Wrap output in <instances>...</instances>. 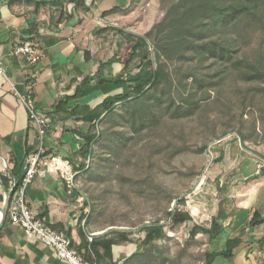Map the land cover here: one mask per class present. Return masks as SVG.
<instances>
[{"label": "crops", "instance_id": "1", "mask_svg": "<svg viewBox=\"0 0 264 264\" xmlns=\"http://www.w3.org/2000/svg\"><path fill=\"white\" fill-rule=\"evenodd\" d=\"M136 3L134 10L101 17L102 12L115 7L126 9L134 3L96 0V15L79 12L74 20L56 25L36 11L34 4L0 2V175L6 173L13 157L22 161L28 148L30 155L40 145L37 126L21 99L32 93L37 114L48 123L43 140L47 156L57 159L60 169L69 168L77 176L73 163L83 160L76 153L85 143L80 133L88 130L84 118L103 98L122 91L120 85L110 81L98 83L99 79L111 80L122 74L123 65L116 59L121 58L127 41L115 30L144 36L156 22L150 0ZM26 41L43 53L37 64L14 54L16 46ZM86 77L93 79L83 83ZM242 154L237 155L243 159L237 168L234 166L236 172L228 173L222 184L230 207L224 217L231 220L214 241L222 244L217 252L225 253L227 241L238 238L241 241L233 252L234 264H264V172L257 168L264 158ZM71 191L61 172L51 169L28 186L24 201L35 218L71 238L79 252L90 234L96 233L99 238L108 232L91 231L82 192L76 198ZM5 194L0 188L2 207ZM0 264L65 263L54 249L27 239L7 220L0 230Z\"/></svg>", "mask_w": 264, "mask_h": 264}, {"label": "rangeland", "instance_id": "2", "mask_svg": "<svg viewBox=\"0 0 264 264\" xmlns=\"http://www.w3.org/2000/svg\"><path fill=\"white\" fill-rule=\"evenodd\" d=\"M60 1L66 16L70 15L73 6L69 0ZM135 2L133 7L120 12L136 9ZM150 2L156 13L155 26L164 19L173 0ZM41 12L50 21L59 9L47 6ZM150 50L156 68L152 45ZM195 65L192 59L182 64L165 61L166 89H170L171 80L178 81ZM192 83L193 79L188 80L181 92L192 93L195 100L206 99L204 107L177 118L172 112H165L157 122L140 127L139 120H132V111L118 105L115 114L105 115L95 129L101 139L94 146V155L87 160L82 158L87 171L74 180L82 192V203L86 199L91 203L86 207L89 228L103 233L119 230L130 234L128 243L115 247V264H124L129 258L128 264H206L207 257L219 253L222 244L211 240L202 229L223 230L231 220L224 217L230 207L222 193V184L242 161L237 155L264 158V119L260 110L264 102L249 104L259 85L238 81L219 87L217 90L223 93L218 96L213 91L203 93ZM178 88L174 85L171 90L177 94ZM238 96L241 104L240 100L236 104L229 102L230 97ZM246 97L244 108L242 99ZM239 135L247 137V141L243 143ZM221 152L225 158L217 162ZM177 209L190 214L193 220L175 223L170 212ZM154 223L164 226L168 238L158 241V248L146 252L144 228ZM234 263L223 257L214 262Z\"/></svg>", "mask_w": 264, "mask_h": 264}, {"label": "trees", "instance_id": "3", "mask_svg": "<svg viewBox=\"0 0 264 264\" xmlns=\"http://www.w3.org/2000/svg\"><path fill=\"white\" fill-rule=\"evenodd\" d=\"M5 1L9 4L17 2L34 4L36 11L46 6L59 9L58 15L51 17V23L56 25L74 20L79 12L96 15V0H69V4L73 7L68 16L63 11V3L60 0ZM121 10V7H115L100 13V16L106 17ZM115 31L123 35L127 41L121 58L116 59L123 65L122 74L111 80L99 79L98 83L110 81L120 85L122 91L103 98L84 118L88 130L80 133L85 143L76 154L85 160L94 155V146L100 142L101 134L95 131L96 127L105 115L112 117L118 105L128 107L127 109L132 111V120L136 122L139 120L140 127L147 122H157L165 112H172V116L177 118L184 113L193 114L196 109L204 107L202 104L208 102L206 99L195 100L192 93L181 92V87L184 88L190 79H193L192 84L203 93L213 91L218 96L223 93L217 90L219 87L238 81L255 82L259 85V89L252 95L249 104L264 102V0H173L164 19L146 35H134L123 29ZM151 45L154 47L156 68L152 61ZM189 59H192L196 65L185 76L179 77L178 81L171 80L170 89L167 90L165 81L168 74L164 68V62L182 64ZM92 79L86 77L83 83H88ZM174 85L179 86L175 91L177 94L171 90ZM165 94L167 98H163ZM226 94L229 96L227 91ZM246 99L247 97L242 99L244 108L247 107ZM239 100L241 104L239 96L238 98L230 97L229 102L236 104ZM149 101L153 103L149 104ZM260 110L264 119V103ZM239 136L243 143L247 141V137ZM29 152L28 148L26 157L22 161L13 157L10 161L12 168L0 175V188L8 193L9 203L22 186ZM224 158L225 155L221 152L216 161L222 162ZM73 169L79 175L87 171V166L80 161L73 163ZM261 170L263 173L264 167ZM71 192L76 198L81 196L79 188H74ZM84 204L91 206L88 199L84 201ZM170 216L177 224H185L193 220L190 214L178 209L170 212ZM7 220L8 218L5 223ZM202 230L209 234L211 240L217 239L222 232L221 229L215 228ZM144 232H146L144 240L147 245L146 252L158 248L157 242L168 238L164 226L160 223L145 226ZM129 237V232L119 230L109 231L99 238L95 237L93 242H89L86 237L84 248L81 250L79 248V253L92 264H102L104 261L115 264L113 247L128 243ZM240 241L238 238L227 241V252L210 254L206 264H214L219 257L232 259L233 252ZM73 248L76 250L74 244ZM130 261L129 258L124 264Z\"/></svg>", "mask_w": 264, "mask_h": 264}, {"label": "built area", "instance_id": "4", "mask_svg": "<svg viewBox=\"0 0 264 264\" xmlns=\"http://www.w3.org/2000/svg\"><path fill=\"white\" fill-rule=\"evenodd\" d=\"M149 5H146L147 8ZM16 56H22L30 64H37L43 57L42 51L31 41H26L16 46L14 50ZM0 71L3 72L1 63ZM22 103L29 112L30 120L37 126L39 135V147L33 151L26 160L25 176L20 189L9 203V195L3 197V206L7 210V218L10 222L18 226L27 239L37 241L55 250L57 257L65 264H92L85 260L77 250L73 248V241L64 233L54 230L50 225L41 219L35 218L28 210L24 197L29 185L32 184L37 176L45 177L49 170L57 169L61 172L69 189L76 188L75 175L69 168L60 169L57 159H49L47 151L43 145V140L48 131L47 120L39 116L35 110L34 98L32 93L22 96ZM259 170L264 165H259ZM12 168V164L7 166V170ZM7 172V171H6ZM86 214L89 210L85 209ZM86 223V222H85ZM96 233L88 236L89 242H93Z\"/></svg>", "mask_w": 264, "mask_h": 264}, {"label": "water", "instance_id": "5", "mask_svg": "<svg viewBox=\"0 0 264 264\" xmlns=\"http://www.w3.org/2000/svg\"><path fill=\"white\" fill-rule=\"evenodd\" d=\"M0 212H1V218H0V230L3 227L6 219H7V210L0 205Z\"/></svg>", "mask_w": 264, "mask_h": 264}, {"label": "bare ground", "instance_id": "6", "mask_svg": "<svg viewBox=\"0 0 264 264\" xmlns=\"http://www.w3.org/2000/svg\"><path fill=\"white\" fill-rule=\"evenodd\" d=\"M0 215H1V212H0Z\"/></svg>", "mask_w": 264, "mask_h": 264}]
</instances>
